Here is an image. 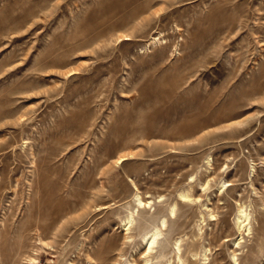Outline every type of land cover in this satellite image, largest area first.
I'll list each match as a JSON object with an SVG mask.
<instances>
[{"label": "rangeland", "instance_id": "obj_1", "mask_svg": "<svg viewBox=\"0 0 264 264\" xmlns=\"http://www.w3.org/2000/svg\"><path fill=\"white\" fill-rule=\"evenodd\" d=\"M0 264H264V0H0Z\"/></svg>", "mask_w": 264, "mask_h": 264}, {"label": "bare ground", "instance_id": "obj_2", "mask_svg": "<svg viewBox=\"0 0 264 264\" xmlns=\"http://www.w3.org/2000/svg\"><path fill=\"white\" fill-rule=\"evenodd\" d=\"M189 197H190V195L186 194V193H179V195H178L179 201H182V202L189 200ZM137 201H138V208L145 206V202H143L139 197L137 198ZM146 204H148V203L146 202ZM174 209H175V205H172V207L170 209L171 215L174 214ZM247 219H248L247 213L244 211V209H242V208L239 209V217H238L239 229L243 228L247 225ZM129 223H130V221H127V223L125 225L127 226ZM165 224H166L165 219H162L161 220V226H165ZM126 229H128V227H126ZM159 235H160V229L156 228L155 230H153L150 234H148L144 238L146 253H150L152 251V248H153L154 244L156 243V240L158 239Z\"/></svg>", "mask_w": 264, "mask_h": 264}]
</instances>
